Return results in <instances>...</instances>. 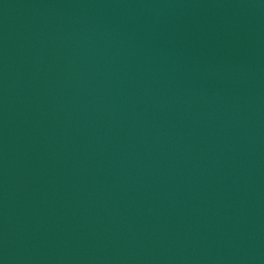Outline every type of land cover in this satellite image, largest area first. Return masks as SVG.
I'll list each match as a JSON object with an SVG mask.
<instances>
[{
    "label": "water",
    "instance_id": "95a60500",
    "mask_svg": "<svg viewBox=\"0 0 264 264\" xmlns=\"http://www.w3.org/2000/svg\"><path fill=\"white\" fill-rule=\"evenodd\" d=\"M0 264H264V0H0Z\"/></svg>",
    "mask_w": 264,
    "mask_h": 264
}]
</instances>
